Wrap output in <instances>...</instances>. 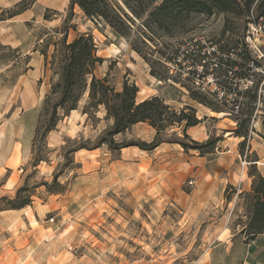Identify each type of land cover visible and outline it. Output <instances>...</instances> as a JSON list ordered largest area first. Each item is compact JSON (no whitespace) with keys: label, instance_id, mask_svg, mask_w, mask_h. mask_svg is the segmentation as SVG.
<instances>
[{"label":"rangeland","instance_id":"374dc122","mask_svg":"<svg viewBox=\"0 0 264 264\" xmlns=\"http://www.w3.org/2000/svg\"><path fill=\"white\" fill-rule=\"evenodd\" d=\"M20 1L0 0V196L13 197L25 184L33 196L30 205L0 213V264H264V236L248 242L241 233L247 220L242 192L255 156L264 174L263 113L242 155V138L231 131L236 121L213 114L188 91H224L217 65L236 53L221 45L234 47L244 32L242 19L220 12L195 15L189 31L175 36L152 35L136 20L130 35L122 36L101 19L81 17L71 0H36L9 17ZM226 22L230 28L224 32ZM80 34H91L104 58L97 77L118 91L125 79L138 82L140 98L153 80L157 95L172 107L196 106L204 120L188 133L200 142L218 137L215 150L200 155L171 142L152 151L107 145L76 150L113 123L107 111L89 107L87 87L75 111L60 109L57 126L36 143L44 160L33 166L39 115L60 80L55 47ZM252 40L264 53V34ZM151 68L168 79L151 75ZM234 82L232 88H244L242 80ZM169 132L170 138H183L181 127ZM155 134L140 122L115 139L151 141Z\"/></svg>","mask_w":264,"mask_h":264},{"label":"trees","instance_id":"16d2710c","mask_svg":"<svg viewBox=\"0 0 264 264\" xmlns=\"http://www.w3.org/2000/svg\"><path fill=\"white\" fill-rule=\"evenodd\" d=\"M34 1L36 0H21L16 3L15 8L10 10L9 17L23 13L32 6ZM75 6H78L87 18L103 20L122 36L130 35L136 20H143V27L152 35L159 32L175 36L189 31L195 15L211 16L220 12L242 19L244 32L242 37L235 41L234 47L226 48L221 45L222 51L228 54L231 51L236 53L235 58L227 54L228 57L219 60L217 65L218 70L223 73L221 85L225 88L224 91L222 93L220 91L201 92L191 88H188V91L190 99L213 112L225 113L236 121V126L231 131L242 138L239 150L242 155L244 154L249 134L255 131L254 124L260 111L263 113L262 126L264 127V77L254 69V66L260 65L261 62L254 58L245 41V29L249 23L264 25V0H71L70 8L73 9ZM45 19H48V16L45 15ZM229 28L226 22L224 32ZM2 47L17 52V49H12L10 46ZM58 49L60 80L52 85V91L47 95L39 115L34 137L33 166H37L44 160L36 149V143L43 141L57 126L61 119L60 109L67 114L77 108L87 87H89V107L105 106L107 117L111 118L113 123L95 142L80 144L76 150L97 149L107 145L111 150L137 146L141 150L152 151L165 142L178 143L185 150H198L200 155L215 150L219 141L218 137H210L200 142L187 133L189 127L196 126L204 120L197 115V109L193 105L185 104L176 109L158 95L139 101L137 99L139 87L135 82L125 79L122 89L118 91L108 83L106 77H97L95 68L104 62V58L97 54V45L91 34H80L70 42L67 41V37H64L60 41V47H55L56 51ZM133 49L141 54V50L135 45ZM252 62L254 66L251 65ZM150 73L159 80L168 79L153 68ZM247 76L252 78L251 86L246 89L232 88L236 84L234 82L236 79L241 80ZM54 96L56 98L53 100ZM84 112L86 113V110ZM140 122H147L156 130L151 141H117L115 139L116 135L126 132ZM180 127L183 138H170L169 131ZM175 133L172 132L174 135ZM261 135L264 139V133ZM250 147L248 144V150ZM258 160V156L251 160L248 169V176L252 179L251 188L249 191L242 192L246 201L247 220L241 233L248 242L255 240L259 235L264 236V174L257 168ZM58 176V174L54 176V184L57 183ZM43 185L50 186L47 182ZM32 196L31 188L25 184L17 189L13 197L0 196V211L20 209L30 205Z\"/></svg>","mask_w":264,"mask_h":264},{"label":"built area","instance_id":"2783aa9c","mask_svg":"<svg viewBox=\"0 0 264 264\" xmlns=\"http://www.w3.org/2000/svg\"><path fill=\"white\" fill-rule=\"evenodd\" d=\"M255 33L264 34V25H262L261 23H257V24L249 23L247 30H246V36H245L247 48L252 52L254 58L256 60H258L259 62H261L260 65H257L256 67L254 66L253 62L251 63V65L254 66V69L256 71L260 72L262 74V76L264 77V53L261 52V50L258 48L256 43L252 40V36H254ZM213 51H216L215 48H213ZM208 53H211V51L208 50ZM213 53H215V52H213ZM205 54L206 53H203V55H205ZM241 80L244 83V88H240V89H246L252 85V78L249 76H247L246 78H243ZM202 89L205 90L204 87H202ZM189 185L193 186L194 181L190 180Z\"/></svg>","mask_w":264,"mask_h":264},{"label":"crops","instance_id":"0c3cea01","mask_svg":"<svg viewBox=\"0 0 264 264\" xmlns=\"http://www.w3.org/2000/svg\"><path fill=\"white\" fill-rule=\"evenodd\" d=\"M70 1V0H69ZM79 9V14L81 15V17L83 16L84 18H86V16L84 15V13L80 10V8L78 7V6H76L75 7V9ZM57 10H59V11H61L59 8H56ZM96 70V69H95ZM151 78L152 79H154V77H152L151 76ZM137 83V85H138V87H139V92H138V94H137V99H138V97L140 98V95H141V93H142V91H144V89L142 88V86H140L139 84H138V82H136ZM148 88L147 89H150L148 92H147V94L148 95H146V96H142L140 99H139V101H142V100H144V99H146L147 97H149V96H151V95H157L158 94V90H157V87L158 86H156V84H154V82H153V80H152V82H151V80L149 81V84H148V86H147ZM186 104V103H185ZM188 104V103H187ZM190 105H192V104H190ZM194 106V105H193ZM196 109H197V107L196 106H194ZM99 109H101L102 111H103V114L105 115L106 114V109H105V107L103 106V105H100L99 106ZM73 111H75V110H73ZM224 116H227V114H224L222 117H224ZM197 126V125H196ZM196 126H192V127H189L188 128V130H187V133L190 131V130H192V129H194ZM190 133V132H189ZM188 133V134H189ZM190 135V134H189ZM194 139V138H193ZM195 139H197V138H195ZM249 178V177H248ZM251 182H252V180L249 178V181L246 183V185H247V191H249L250 190V188H251ZM1 212H3V211H0V213Z\"/></svg>","mask_w":264,"mask_h":264},{"label":"bare ground","instance_id":"6f19581e","mask_svg":"<svg viewBox=\"0 0 264 264\" xmlns=\"http://www.w3.org/2000/svg\"><path fill=\"white\" fill-rule=\"evenodd\" d=\"M213 114H215V112L212 111Z\"/></svg>","mask_w":264,"mask_h":264}]
</instances>
